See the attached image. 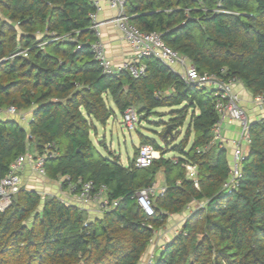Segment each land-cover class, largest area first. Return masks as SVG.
Returning a JSON list of instances; mask_svg holds the SVG:
<instances>
[{
  "label": "trees",
  "instance_id": "1",
  "mask_svg": "<svg viewBox=\"0 0 264 264\" xmlns=\"http://www.w3.org/2000/svg\"><path fill=\"white\" fill-rule=\"evenodd\" d=\"M95 8L94 0H0V107L35 106L29 132L0 119V180L31 145L42 151L53 142L59 154L46 163L49 177L105 183L118 201L88 220L82 208L23 186L0 210V264H139L156 230L194 201L200 204L154 264H264V118L250 122L239 186L225 191L227 149L215 143L199 151L212 141L219 117L216 91L187 83L155 57L143 59L146 71L138 78L103 73L90 46ZM126 12L201 73L224 69V78L237 77L264 96V0H128ZM110 100L121 113L133 106L141 121L171 109L159 133L164 146L141 135L160 151L150 166H136L138 149L127 166L97 150L91 131L94 120L105 125L115 114ZM168 125L172 133L165 135ZM169 151L179 155L166 157ZM187 164L197 165L193 179ZM159 172L165 191L152 197L148 216L136 194Z\"/></svg>",
  "mask_w": 264,
  "mask_h": 264
},
{
  "label": "built area",
  "instance_id": "2",
  "mask_svg": "<svg viewBox=\"0 0 264 264\" xmlns=\"http://www.w3.org/2000/svg\"><path fill=\"white\" fill-rule=\"evenodd\" d=\"M109 6L117 10V16L113 19L115 25L121 30L125 40L132 46L135 51V58L123 61L121 64H115L108 56L106 48L100 40L101 31L100 23L97 21V12L102 10L100 1H95V11L89 14L91 18V28L94 31L95 39L91 41L90 46L94 54V58L102 68L103 73L117 75L122 71L129 72L133 77H140L145 74L146 65L143 62L145 57H155L163 63L172 67L180 77L189 84L195 85L201 89H213L218 95L215 108L218 112V119L213 128V138L210 144L203 149H207L211 144L218 143L222 148L230 143V140H224L222 134V126L225 122L237 121L241 124L243 131L239 139L232 140L234 146L233 160L230 169L229 178L224 182L223 189L227 192L236 190L239 186V178L241 177V164L246 156L248 145L250 142L248 127L250 116L241 104L238 93L234 91V85L241 82L237 77L224 78L225 70H221V74L215 72L201 73L189 59L172 49L163 41L161 35L154 31H143L136 24L132 23L130 16L126 13V3L128 0H107ZM38 34H42L38 31ZM69 40H77L76 36L67 34L65 36ZM81 47V42L78 48ZM175 65H179L176 68ZM255 102L264 106V96L259 94L254 96ZM6 111L8 114L19 115V119L30 124L33 115L27 116L23 110L16 105L6 108L0 107V113ZM264 118V117H263ZM122 121L129 128L134 129L140 124L141 119L137 110L130 106L122 113ZM58 146L51 142L45 145L42 151L26 152L18 156L9 167L6 175L0 180V210L5 211L13 202L15 194L22 188L21 170L26 162H31L33 168L42 176L47 175L46 163L48 160L58 156ZM160 157V151L156 150L153 145L144 143L139 147L136 155L135 164L138 167H148L155 158ZM187 175L195 178L197 174V165L187 164ZM65 182L70 190L75 194L78 200L93 204L102 213L117 204V200H110L108 197V185L105 183H96L93 179H84L79 177L72 180L70 176H65ZM165 187L158 188L156 183L146 188L140 189L136 196L138 203L148 216L154 215V206L152 197L155 194H163ZM151 227V225H149ZM156 234V232H155ZM153 239V238H152ZM152 241V240H151ZM156 253H150L146 264H154Z\"/></svg>",
  "mask_w": 264,
  "mask_h": 264
},
{
  "label": "crops",
  "instance_id": "3",
  "mask_svg": "<svg viewBox=\"0 0 264 264\" xmlns=\"http://www.w3.org/2000/svg\"><path fill=\"white\" fill-rule=\"evenodd\" d=\"M98 1H100V3L102 4V10L98 11L96 16L97 21L100 23V31H101L100 40L104 44L109 58L115 64H121L123 61L134 59L135 51L133 50L132 46L125 40L121 30L113 22V19L117 16L118 13L117 10L111 8L107 0H98ZM38 35L42 36L43 33ZM175 67L179 68V65H175ZM234 91L238 93V95L240 96L241 104L246 109L252 121L264 117V106H260L255 102L253 93L242 82L236 83L234 85ZM34 108L35 106L31 107L28 110H24V112L26 113L27 116H31L33 115ZM114 115L116 116V114ZM19 118H20L19 115L8 114L6 111L0 113V119L2 120L14 119L18 121L23 127H26L27 131L29 132V124L22 122ZM143 122L144 121H141L140 124L138 125L140 142L137 146H135V148H137L138 150L140 145L144 144L141 142V135L149 137L142 132L144 126L142 125ZM187 125H188V121L186 127ZM242 131L243 128L241 124L237 121L225 122L222 126V134L224 140L227 139L230 140V143L226 146L230 163H232L233 160V150H234V146L232 145L231 141L239 139L242 134ZM149 138H153V137H149ZM28 151L36 152L38 150L35 149L33 145H31V148ZM169 153L170 152L166 153L165 156L169 157V156L179 155L174 151H171V153L173 154H169ZM20 175L24 187L28 189L37 190L43 196L45 195L57 196L67 204L75 205L79 208H82L85 211L88 220H94L95 218L100 217L103 214L93 204L78 200L75 194L70 190V188L66 184L64 180L65 176H58L57 178H51L48 175L42 176L38 172H36L31 162H26L24 164V167L21 170ZM155 183L159 189L165 186L164 175L162 172L158 173L157 180ZM199 204L200 202L194 201L192 202L188 210H185L184 212L179 214H170L166 224L163 227L156 230V234L153 237L152 241L150 242L147 251L142 256L139 264H146V261L150 253L152 252L159 253L160 249H162L166 245V243L172 240L173 237L179 232L189 211L192 210L194 207H197Z\"/></svg>",
  "mask_w": 264,
  "mask_h": 264
},
{
  "label": "rangeland",
  "instance_id": "4",
  "mask_svg": "<svg viewBox=\"0 0 264 264\" xmlns=\"http://www.w3.org/2000/svg\"><path fill=\"white\" fill-rule=\"evenodd\" d=\"M110 105L114 108L116 116L112 115L105 125L94 120L95 127L92 128L91 139L103 156H118L124 165H128L137 149L135 146L140 142L139 126L129 129L122 121L121 112L111 100ZM158 110L164 112V114L161 116L155 114L150 117V121L142 120L144 121L142 132L149 137L155 138L161 146H164V141L159 133L166 127V122L172 117L170 114L171 109L162 108ZM186 124L177 132L176 143L180 142L184 137ZM169 152V154H173L171 151Z\"/></svg>",
  "mask_w": 264,
  "mask_h": 264
},
{
  "label": "water",
  "instance_id": "5",
  "mask_svg": "<svg viewBox=\"0 0 264 264\" xmlns=\"http://www.w3.org/2000/svg\"><path fill=\"white\" fill-rule=\"evenodd\" d=\"M168 133H172V126L168 125L165 131V135H167Z\"/></svg>",
  "mask_w": 264,
  "mask_h": 264
}]
</instances>
